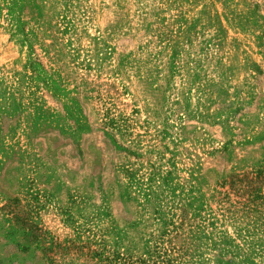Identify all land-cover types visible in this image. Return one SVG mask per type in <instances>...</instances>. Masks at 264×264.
I'll return each mask as SVG.
<instances>
[{"label": "rangeland", "instance_id": "1", "mask_svg": "<svg viewBox=\"0 0 264 264\" xmlns=\"http://www.w3.org/2000/svg\"><path fill=\"white\" fill-rule=\"evenodd\" d=\"M0 264H264V0H0Z\"/></svg>", "mask_w": 264, "mask_h": 264}]
</instances>
